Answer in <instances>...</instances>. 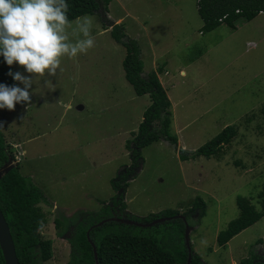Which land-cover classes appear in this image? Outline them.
Listing matches in <instances>:
<instances>
[{
    "label": "rangeland",
    "instance_id": "obj_1",
    "mask_svg": "<svg viewBox=\"0 0 264 264\" xmlns=\"http://www.w3.org/2000/svg\"><path fill=\"white\" fill-rule=\"evenodd\" d=\"M196 8L197 0H112L108 5V19L122 18L125 34L138 41L142 76L166 65L159 77L171 102L170 131L177 137L176 150L165 140L141 149L125 191V212L140 218L166 209L183 214L200 196L206 203L204 216L198 224L197 211L187 218L192 249L207 264H237L251 252L264 257V243H257L264 240V216L225 246L216 242L239 215L237 197L259 208L257 194L264 184V14L239 21L235 30L221 24L202 33ZM86 15L93 20L96 46L75 61L65 58L64 71L58 69L56 76L34 77L31 103L0 109L12 164L19 163L20 173L47 200L34 204L42 213L39 235L52 242V256L42 264H68L75 222L110 202L115 194L111 180L131 163L126 141L134 139L150 104L149 96L136 95L124 76L125 48L104 29L99 13ZM227 125H234L237 134L219 158H179L180 150H195ZM55 219L63 222L61 230Z\"/></svg>",
    "mask_w": 264,
    "mask_h": 264
},
{
    "label": "trees",
    "instance_id": "obj_2",
    "mask_svg": "<svg viewBox=\"0 0 264 264\" xmlns=\"http://www.w3.org/2000/svg\"><path fill=\"white\" fill-rule=\"evenodd\" d=\"M112 0H67L69 4V19L74 20L86 14L99 13L103 20L104 29L110 28L113 40L125 48L122 68L126 80L132 86L136 95L147 94L150 104L142 113V120L137 127L133 140L126 141V148L131 157L129 168L111 180V187L115 191L109 203L90 214H82L75 222L69 233L68 242L71 248L68 264H96L93 247L87 238L93 242L98 264H187L188 249L184 242L185 223L181 218H171L152 226L128 225L117 221H106L99 226H93L99 221L112 216H125L135 221L150 222L159 217H172L178 211L166 209L138 217L125 212V191L129 180L135 176L138 160L142 158L141 149L152 142L165 140L177 148V137L170 131L172 122L171 102L163 88L158 75L163 73V66L147 72L142 76L141 50L138 41L128 37L121 23H111L106 16L108 5ZM99 10V12H98ZM197 13L203 21L201 32H210L221 24L235 29L238 22H248L259 13H264V0H200L197 1ZM9 68L0 56V83L8 86L17 85ZM18 86V85H17ZM234 125L225 126L212 139L195 150L179 151L181 160L198 157L219 158L223 148L236 136ZM14 155L10 145L6 142L0 129V211L8 224L12 236L16 256L19 264H42L52 256V242L41 239L38 223L42 213L34 206L36 200L47 202L46 197L29 177L20 173L18 162L12 164ZM9 163L10 168L4 170ZM259 208L250 199L237 197L239 215L231 220L225 229L221 230L216 242L218 246L225 244L236 234L249 227L264 216V184L257 194ZM206 203L196 196L188 212L183 213L186 222L190 213L197 211L196 224L205 214ZM123 212L124 215L121 213ZM57 230L63 228V222L55 219ZM264 243V240H257ZM0 264H5L0 249ZM189 264H207L191 246ZM237 264H264V257L251 252Z\"/></svg>",
    "mask_w": 264,
    "mask_h": 264
},
{
    "label": "clouds",
    "instance_id": "obj_3",
    "mask_svg": "<svg viewBox=\"0 0 264 264\" xmlns=\"http://www.w3.org/2000/svg\"><path fill=\"white\" fill-rule=\"evenodd\" d=\"M68 13L67 0H0V56L9 68L16 64L28 74L8 72L23 87L0 83V109L31 103L34 77H54L64 71L65 58L75 61L96 46L92 18L73 24Z\"/></svg>",
    "mask_w": 264,
    "mask_h": 264
},
{
    "label": "water",
    "instance_id": "obj_4",
    "mask_svg": "<svg viewBox=\"0 0 264 264\" xmlns=\"http://www.w3.org/2000/svg\"><path fill=\"white\" fill-rule=\"evenodd\" d=\"M9 168H10V164L7 163L4 166V170H8ZM171 218H181L185 223L184 242H185V245L187 246V249H188L187 264H189L190 258H191V244H190V238H189L190 227H189L188 223L186 222L185 216L182 214H177V215H174L172 217H159V218L153 219L150 222L135 221V220H132L130 218H126L125 216H119V217L112 216L110 218L102 219L101 221H99L97 224H94L93 226H99L106 221H117V222L125 223L128 225H135V226H152L154 224L164 222L165 220H168ZM87 238H88L89 243L93 247L95 263L98 264L95 247H94L93 242L88 237V232H87ZM0 249H1L5 264H19L18 258L16 256V252H15L14 242H13L12 236L10 234L8 224H7V222L4 218V215L1 211H0Z\"/></svg>",
    "mask_w": 264,
    "mask_h": 264
},
{
    "label": "crops",
    "instance_id": "obj_5",
    "mask_svg": "<svg viewBox=\"0 0 264 264\" xmlns=\"http://www.w3.org/2000/svg\"><path fill=\"white\" fill-rule=\"evenodd\" d=\"M259 14H264V13H259ZM259 14H258V15H259ZM254 18H255V17H254ZM254 18H253V19H254ZM121 20H122V18H117L115 21H114V20H111V21L114 22V23H121ZM236 28H237V26H236ZM236 28H235V29H236ZM235 29H231V30H235ZM105 30L110 31V28L105 29ZM164 67H166V65H165ZM181 71H182V70H181ZM158 77H159V75H158ZM159 80H160L162 86H164V85H163L164 83L161 81L160 77H159ZM166 92H167V90H166ZM167 95H168V94H167Z\"/></svg>",
    "mask_w": 264,
    "mask_h": 264
},
{
    "label": "built area",
    "instance_id": "obj_6",
    "mask_svg": "<svg viewBox=\"0 0 264 264\" xmlns=\"http://www.w3.org/2000/svg\"><path fill=\"white\" fill-rule=\"evenodd\" d=\"M197 1H200V0H197Z\"/></svg>",
    "mask_w": 264,
    "mask_h": 264
}]
</instances>
